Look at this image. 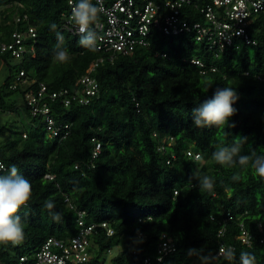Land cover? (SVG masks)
Wrapping results in <instances>:
<instances>
[{"label":"trees","instance_id":"1","mask_svg":"<svg viewBox=\"0 0 264 264\" xmlns=\"http://www.w3.org/2000/svg\"><path fill=\"white\" fill-rule=\"evenodd\" d=\"M210 2L194 0L185 11L189 21L205 22L195 4ZM70 10L69 0H0V66L9 72L0 86V109L16 111L20 97L33 119L20 129L0 126V135L12 133L0 142V158L7 169L15 164L32 184L31 199L20 212L24 237L16 245H0V264H30L48 238L74 236L81 210L88 224L106 221L115 230L113 235L102 227L95 230L90 263L119 247L112 264H144L147 257L152 264H192L200 258L204 264H239L241 252L254 256V264H264V180L244 170L242 179L233 182L238 166L225 168L211 159L216 146L237 138L247 141L241 155L264 153V14L253 15L247 29L256 44L239 38L219 50L196 42L194 33H156L148 47L110 59V53L78 45L79 36L65 28L63 14ZM30 27L36 35L25 42L34 45L36 56L16 58L1 50L2 43L12 42L13 31ZM57 32L69 54L65 63L53 59ZM193 57L203 66L192 63ZM100 58L91 72L99 91L89 104L66 106L64 95L52 100L55 92L81 88L80 76ZM21 71L27 82L17 81ZM42 82L56 122L70 125L63 140L50 137L45 119L31 113L26 94L37 92ZM226 86L238 95L228 125L196 128L193 109ZM13 93L18 99L10 98ZM97 142L101 152L95 157ZM189 150L201 158L189 156ZM197 169L215 181L211 192L201 193L193 178ZM48 173L53 178H46ZM45 201L63 213L60 222L51 218ZM229 212L233 219L225 222ZM240 221L252 233V247L237 240ZM223 226L226 233L219 239ZM163 233L171 235L177 250L158 261ZM220 240L235 246L234 257L213 259ZM24 256L27 261L21 260Z\"/></svg>","mask_w":264,"mask_h":264},{"label":"built area","instance_id":"2","mask_svg":"<svg viewBox=\"0 0 264 264\" xmlns=\"http://www.w3.org/2000/svg\"><path fill=\"white\" fill-rule=\"evenodd\" d=\"M92 2L96 3V0H92ZM193 4L194 0H100L98 6L102 7L103 10L96 23L92 25L98 35L104 38L98 42V48L101 52L110 53L109 58L113 59L117 52L130 55L138 47H148L150 45L148 38L156 33L178 36L184 32L194 33L196 42H205L209 48L218 47L219 50H224L225 47L232 45L239 38L245 40L247 44H256L247 29L252 22L253 15L264 14V0H212V2L201 7L195 4V7L205 15L206 21L191 23L186 17L185 11ZM70 13L71 10L68 14H63L66 20L65 28L77 35L75 27L69 22ZM20 20V16L15 17L16 22ZM35 35L33 27L27 31L15 30L12 33V42L2 43L1 50L3 52L11 51L16 58H22L29 53L36 56L34 45L25 42L29 36L34 37ZM100 61L102 58L91 63L86 73L80 76L77 85L81 88H77L72 94L69 90L55 92L51 95L52 100L64 95L62 101L66 106H70L73 102L81 105L89 104L91 97L99 91L98 82L96 78L91 76V72L96 69ZM191 62L203 66L198 58H191ZM17 81L27 82L24 71L20 72ZM45 91L46 84L42 82L37 92H27L26 98L31 113L33 116H42L45 119L50 137H59L63 140L70 134V125L56 122L52 108L45 100ZM164 147L163 145L162 148ZM100 152L101 143L97 142L93 155L96 157ZM187 153L196 160L201 158L198 152L189 150ZM0 163L5 165L6 170L7 166L1 158ZM5 170L0 171V174ZM46 178H53V175L48 173ZM177 193L178 190H175V194ZM71 207H73L72 204ZM78 213L79 231L77 234L65 240L55 237L48 238L30 264H107L106 255L100 258V261L90 263L93 257L91 251L92 237L98 227L104 228L108 235L115 233L114 228L106 221L88 224L85 220L86 212L81 210ZM231 219L233 216L229 212L228 218L224 221L228 222ZM239 225L240 233L237 240L252 247V233L247 230L243 221H240ZM260 225L262 227V224ZM225 226L218 232L219 239L225 236ZM140 236H143V233ZM261 242L264 248V237ZM233 249L235 246H227L223 240H220L213 259L219 261L227 256L229 250ZM176 250L171 235L163 233L158 244L156 259L162 261L166 255L175 253ZM21 260L27 261L28 257L24 256ZM151 261L152 258L147 257L144 264H152Z\"/></svg>","mask_w":264,"mask_h":264},{"label":"clouds","instance_id":"3","mask_svg":"<svg viewBox=\"0 0 264 264\" xmlns=\"http://www.w3.org/2000/svg\"><path fill=\"white\" fill-rule=\"evenodd\" d=\"M99 4L100 0H96V3L92 0H69L71 7L69 22L73 24L79 36L78 45L90 52L98 51V42L104 39L92 27L103 10L98 6ZM56 28V24L51 25V30L55 31ZM56 37L53 59L56 62L65 63L69 59V54L63 47L64 37L59 32L56 33ZM237 99L238 95L233 87L217 88L211 99L205 100L193 109L194 126L204 129L213 126L221 128L228 125L229 119L236 112L233 104ZM246 142V138H237L229 145L216 146L211 154V159L220 166L225 168L238 166L239 170L231 177L233 182L242 179L241 172L244 170H251L260 180H264V153L252 150L249 155H241ZM3 170H5V165L0 163V171ZM193 178L198 181L201 193L211 192L214 189L213 178L202 174L199 169L193 173ZM31 195L30 180L20 173L15 164L11 165L5 174H0V245H16L23 239L24 226L20 212L28 204ZM43 206L49 210L54 221L62 220L63 213L53 211L54 202L45 201ZM227 256L234 257V252L229 250ZM254 261L255 257L250 253H240L239 264H254Z\"/></svg>","mask_w":264,"mask_h":264},{"label":"rangeland","instance_id":"4","mask_svg":"<svg viewBox=\"0 0 264 264\" xmlns=\"http://www.w3.org/2000/svg\"><path fill=\"white\" fill-rule=\"evenodd\" d=\"M8 68L6 65L2 64L0 66V86L3 84L5 81L6 77L8 76ZM19 94L18 93H13L10 98L13 100L18 99ZM29 121L33 122V119L28 115L25 102L22 98L19 97V100H17V110L16 111H2L0 109V126L3 124H9L13 128H21L22 126H25L26 124H29ZM12 133L7 132L5 134L0 135V142L11 137ZM119 247H115L112 252L108 253L106 262L107 264L112 263V258L115 256L118 251ZM204 258L200 259H195L192 264H204Z\"/></svg>","mask_w":264,"mask_h":264}]
</instances>
